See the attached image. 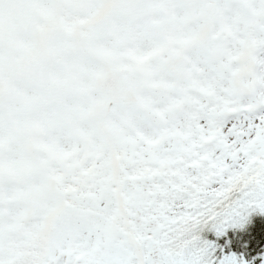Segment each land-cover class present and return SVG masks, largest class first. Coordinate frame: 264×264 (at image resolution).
Wrapping results in <instances>:
<instances>
[{
	"label": "snow or ice",
	"instance_id": "snow-or-ice-1",
	"mask_svg": "<svg viewBox=\"0 0 264 264\" xmlns=\"http://www.w3.org/2000/svg\"><path fill=\"white\" fill-rule=\"evenodd\" d=\"M0 264H264V0H0Z\"/></svg>",
	"mask_w": 264,
	"mask_h": 264
}]
</instances>
